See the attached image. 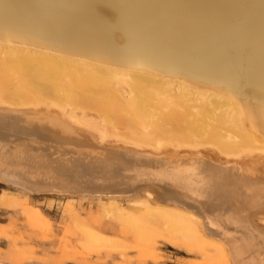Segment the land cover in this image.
<instances>
[{"label": "bare ground", "instance_id": "bare-ground-1", "mask_svg": "<svg viewBox=\"0 0 264 264\" xmlns=\"http://www.w3.org/2000/svg\"><path fill=\"white\" fill-rule=\"evenodd\" d=\"M2 69L1 181L264 264V0H0Z\"/></svg>", "mask_w": 264, "mask_h": 264}, {"label": "rangeland", "instance_id": "rangeland-1", "mask_svg": "<svg viewBox=\"0 0 264 264\" xmlns=\"http://www.w3.org/2000/svg\"><path fill=\"white\" fill-rule=\"evenodd\" d=\"M0 72L6 79V70ZM15 81L4 83L16 85ZM101 103L107 111L108 101ZM83 110L76 109L79 114ZM85 111L94 116H114ZM122 112L115 120L116 126L120 132L130 133L132 128ZM112 136L108 139L120 140ZM126 203L123 205L128 207ZM26 206L33 207L37 220L25 218ZM131 214L130 219L118 224L107 218L96 202H82L76 195L64 192L24 197L0 180V264H216L183 240H172L166 230L167 221ZM98 236L103 240H95Z\"/></svg>", "mask_w": 264, "mask_h": 264}]
</instances>
